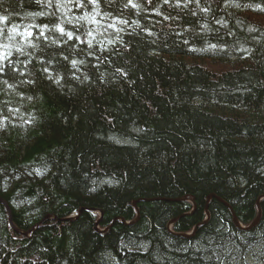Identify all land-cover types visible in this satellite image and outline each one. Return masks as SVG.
Returning <instances> with one entry per match:
<instances>
[{
    "label": "trees",
    "instance_id": "trees-1",
    "mask_svg": "<svg viewBox=\"0 0 264 264\" xmlns=\"http://www.w3.org/2000/svg\"><path fill=\"white\" fill-rule=\"evenodd\" d=\"M0 18V264H264V0Z\"/></svg>",
    "mask_w": 264,
    "mask_h": 264
},
{
    "label": "water",
    "instance_id": "water-1",
    "mask_svg": "<svg viewBox=\"0 0 264 264\" xmlns=\"http://www.w3.org/2000/svg\"><path fill=\"white\" fill-rule=\"evenodd\" d=\"M1 200H2V199H1ZM2 202H4V201L2 200ZM258 207H259L260 215L258 216V219H256L250 227H244V226L239 222V219H238L236 213L234 214V222H235V224H236L238 227L242 228V229H251L252 227H254V226L259 222V220H260V218H261L260 200H259V202H258ZM101 213L103 214L102 211H101ZM70 219H75V218H70ZM11 224L14 226V224H13V220L11 221ZM194 233H195V231H194L192 234H194ZM192 234H189L188 236H190V235H192Z\"/></svg>",
    "mask_w": 264,
    "mask_h": 264
},
{
    "label": "bare ground",
    "instance_id": "bare-ground-1",
    "mask_svg": "<svg viewBox=\"0 0 264 264\" xmlns=\"http://www.w3.org/2000/svg\"><path fill=\"white\" fill-rule=\"evenodd\" d=\"M4 202V205L6 206V208H7V210H8V213H9V217H10V223H11V221L13 220V218H12V211H11V208L9 207V205H8V203L5 201V200H3ZM14 224V223H13ZM13 226V225H12ZM18 230V229H17ZM18 232H20V233H22V234H24L23 232L24 231H19L18 230Z\"/></svg>",
    "mask_w": 264,
    "mask_h": 264
},
{
    "label": "rangeland",
    "instance_id": "rangeland-1",
    "mask_svg": "<svg viewBox=\"0 0 264 264\" xmlns=\"http://www.w3.org/2000/svg\"><path fill=\"white\" fill-rule=\"evenodd\" d=\"M246 261H247V263H249V264H262V263H257L255 260H253L252 257L249 258V259H247Z\"/></svg>",
    "mask_w": 264,
    "mask_h": 264
},
{
    "label": "snow or ice",
    "instance_id": "snow-or-ice-1",
    "mask_svg": "<svg viewBox=\"0 0 264 264\" xmlns=\"http://www.w3.org/2000/svg\"><path fill=\"white\" fill-rule=\"evenodd\" d=\"M0 19H6V18H0ZM61 31H63V29H61ZM69 35H71V34H69ZM75 63V62H74Z\"/></svg>",
    "mask_w": 264,
    "mask_h": 264
}]
</instances>
